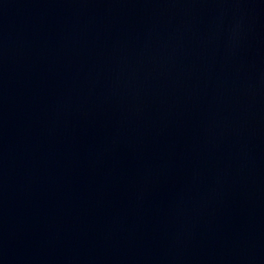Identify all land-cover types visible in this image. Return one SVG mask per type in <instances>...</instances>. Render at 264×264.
Listing matches in <instances>:
<instances>
[{
  "label": "water",
  "instance_id": "water-1",
  "mask_svg": "<svg viewBox=\"0 0 264 264\" xmlns=\"http://www.w3.org/2000/svg\"><path fill=\"white\" fill-rule=\"evenodd\" d=\"M0 264H264V0H0Z\"/></svg>",
  "mask_w": 264,
  "mask_h": 264
}]
</instances>
